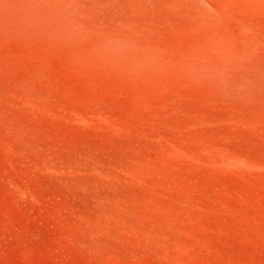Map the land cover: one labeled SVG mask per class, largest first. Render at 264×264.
<instances>
[{"label": "rangeland", "instance_id": "374dc122", "mask_svg": "<svg viewBox=\"0 0 264 264\" xmlns=\"http://www.w3.org/2000/svg\"><path fill=\"white\" fill-rule=\"evenodd\" d=\"M0 264H264V0H0Z\"/></svg>", "mask_w": 264, "mask_h": 264}]
</instances>
